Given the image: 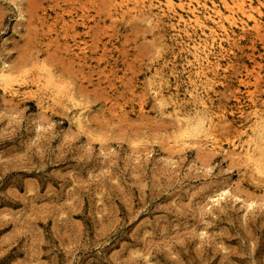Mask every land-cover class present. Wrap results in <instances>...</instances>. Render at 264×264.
I'll return each mask as SVG.
<instances>
[{
    "label": "rangeland",
    "instance_id": "374dc122",
    "mask_svg": "<svg viewBox=\"0 0 264 264\" xmlns=\"http://www.w3.org/2000/svg\"><path fill=\"white\" fill-rule=\"evenodd\" d=\"M97 3L0 0V69L24 82L42 71L89 108L79 130L61 107L0 91V264H264V184L224 150L178 142L180 125L149 88L158 36L142 19L111 23ZM64 6L73 19L60 18ZM252 43L264 76V37ZM249 49L243 40L210 82L217 104L264 101V80L249 94L239 84Z\"/></svg>",
    "mask_w": 264,
    "mask_h": 264
},
{
    "label": "bare ground",
    "instance_id": "6f19581e",
    "mask_svg": "<svg viewBox=\"0 0 264 264\" xmlns=\"http://www.w3.org/2000/svg\"><path fill=\"white\" fill-rule=\"evenodd\" d=\"M97 1L99 8L101 4L108 8L105 16L111 23L124 24L142 19L158 36L159 60L151 72L149 88L160 114L172 117L180 125L178 142L188 143L203 153L224 150L252 175L256 185L264 184V101L258 104L251 96L250 106L246 109L236 96L234 106L227 108L217 104L210 93L213 88L209 86L212 79L228 71L229 61L243 40H247L252 64L244 67L245 73L239 84L247 93L259 92L257 88L264 80L260 75L263 59L256 58L257 50L252 42L253 38L264 37V0ZM59 10L62 19H73L72 15L77 13L67 10V6ZM107 29L112 31L109 27ZM85 50L78 47L77 58L86 54ZM168 52L172 61L167 59ZM263 56L259 54V57ZM177 62L181 65L183 81L176 72ZM5 64L0 69V91L6 98L17 101L27 93L33 94L40 109L61 107L69 116L70 124L84 130L89 121V108L85 104L77 101L70 92L65 95L56 90L42 71L29 82H24L26 79L19 71ZM179 87L184 88L182 96ZM147 110L143 100L135 114L143 116ZM233 120L237 121L230 123ZM220 130L228 133L224 144L218 139Z\"/></svg>",
    "mask_w": 264,
    "mask_h": 264
}]
</instances>
